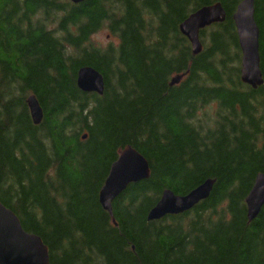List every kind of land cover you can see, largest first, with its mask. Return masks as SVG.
I'll use <instances>...</instances> for the list:
<instances>
[{"label": "trees", "instance_id": "1", "mask_svg": "<svg viewBox=\"0 0 264 264\" xmlns=\"http://www.w3.org/2000/svg\"><path fill=\"white\" fill-rule=\"evenodd\" d=\"M242 1L0 0V204L50 264H264V207L249 223L245 206L264 176V0H254L256 90L240 81L232 16ZM216 4L225 21L200 32L193 56L179 26ZM103 31L116 43L94 42ZM82 68L102 76V96L78 90ZM126 148L149 179L110 218L98 194ZM208 180L207 201L148 222L164 191L184 197Z\"/></svg>", "mask_w": 264, "mask_h": 264}, {"label": "water", "instance_id": "2", "mask_svg": "<svg viewBox=\"0 0 264 264\" xmlns=\"http://www.w3.org/2000/svg\"><path fill=\"white\" fill-rule=\"evenodd\" d=\"M72 5H81L88 0H64ZM226 14L220 4L199 9L190 15L180 26V34L189 42L192 55L202 52L199 40L200 31L224 23ZM237 41L241 53L240 81L243 85L256 90L262 86L259 59V30L255 23L254 0H244L232 16ZM184 76L171 79L169 87L180 84ZM76 86L84 94L102 96L104 80L91 68H82L77 72ZM26 105L34 126H39L43 113L35 97L30 96ZM85 139V137L83 138ZM149 179L147 161L132 148L124 149L111 165L108 175L98 194V202L104 212L112 218L113 203L131 185ZM214 182L206 181L184 197L164 191L153 209L148 213V222H158L166 217L188 213L200 203L207 201ZM246 217L252 223L264 207V176L258 175L245 200ZM0 264H50L48 249L42 241L26 234L18 219L0 204Z\"/></svg>", "mask_w": 264, "mask_h": 264}, {"label": "rangeland", "instance_id": "3", "mask_svg": "<svg viewBox=\"0 0 264 264\" xmlns=\"http://www.w3.org/2000/svg\"><path fill=\"white\" fill-rule=\"evenodd\" d=\"M93 40H94V42H96L97 44H99L100 46H103V47L109 43H116V41H114L113 39L108 38L107 34L104 31L100 32L98 35H96L93 38Z\"/></svg>", "mask_w": 264, "mask_h": 264}, {"label": "bare ground", "instance_id": "4", "mask_svg": "<svg viewBox=\"0 0 264 264\" xmlns=\"http://www.w3.org/2000/svg\"><path fill=\"white\" fill-rule=\"evenodd\" d=\"M42 110V109H41ZM43 113V112H42Z\"/></svg>", "mask_w": 264, "mask_h": 264}]
</instances>
